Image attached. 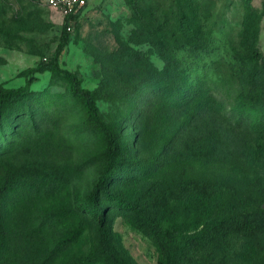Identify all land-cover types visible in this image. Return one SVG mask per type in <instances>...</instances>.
Returning <instances> with one entry per match:
<instances>
[{"label":"rangeland","instance_id":"374dc122","mask_svg":"<svg viewBox=\"0 0 264 264\" xmlns=\"http://www.w3.org/2000/svg\"><path fill=\"white\" fill-rule=\"evenodd\" d=\"M137 3L135 11L130 0H88L70 21L68 40L57 60L62 69L77 75L82 86L95 91L100 116L118 140L122 171L110 180L111 194L139 201L148 214L167 225L183 217L192 195L199 199L200 188L183 181L192 172L188 160L195 161L196 169L205 157L213 168L224 161L233 171L238 167L264 181V133L251 132L248 120L234 109L240 87L230 77L228 65L211 66L210 78L215 77L213 70L223 80L210 82L204 95L181 110L162 105L159 89L139 96L128 91H134L145 76L170 70L172 31L180 14L189 26L185 37L208 47L206 59L216 56L225 61L235 54L255 57V67L264 63V0ZM62 19V12L46 0H0V88L35 77L30 93L7 104L0 118L4 217L0 215V227L7 224L12 238H21L0 264H39L46 248L67 237L72 241L49 264L80 259L108 264L98 246L95 221L73 208L96 180L101 166L97 154L104 143L89 128L61 73L26 72L52 58ZM193 110L188 121L186 114ZM5 143L10 148H3ZM198 151L207 155L193 157ZM84 161L71 175L57 169ZM232 186L239 188L236 183ZM102 201L108 203L110 245L119 263L165 264L150 229L135 212L107 198ZM46 217L45 228L26 234ZM183 264H264V239L232 235L216 246L191 250Z\"/></svg>","mask_w":264,"mask_h":264},{"label":"trees","instance_id":"16d2710c","mask_svg":"<svg viewBox=\"0 0 264 264\" xmlns=\"http://www.w3.org/2000/svg\"><path fill=\"white\" fill-rule=\"evenodd\" d=\"M130 4L135 11L139 9L137 0H130ZM83 7L84 5L74 13L63 15L61 35L52 58L39 62L36 66L28 67L26 72L28 74L44 71L61 73L68 81L70 95L80 103L89 128L104 143V149L97 154L101 160V166L96 180L87 193L74 202L73 208L86 213L95 221L98 246L108 264L120 263L110 245L105 209L108 203L105 204L102 201L105 198L119 208L135 212L139 220L150 229L164 256L165 264H183L191 250L216 246L217 243L232 235L245 240L264 239V181L252 178L247 171L239 172L238 167L233 171L230 166L224 164V161L213 168L205 157L207 155L205 151L192 154L193 157L202 154L205 157L198 169L194 168L195 161H186V165L189 166L187 169L192 172H187L183 178L184 183L189 187L200 188L199 199L192 195L183 207V217L173 218L170 224H162L148 214L139 201L117 198L111 194L110 180L122 171L118 140L113 130L100 116L95 91L82 86L77 75L73 71L62 69L57 60L58 54L68 40L70 21L77 18ZM187 31L189 26L184 15L180 14L177 17L176 27L172 31L174 38L171 41L168 61L170 70L167 73L145 76L136 89L128 93L135 92L139 96L142 92L148 90L153 92L159 89L158 100L162 105L181 110L192 106L191 103L193 104L204 95L207 91L206 87L211 85L210 82L217 84L223 80V75L213 70L215 77L210 78L211 66L218 68L228 65L230 77L235 78L240 87L234 97V109L240 118L248 120L251 132L264 133V63L255 67L257 61L255 57L242 58L235 54H230L225 61L216 56L206 59L204 52L208 50V47L186 38ZM34 79L35 77L30 75L22 85L0 88V118L7 104L18 102L30 93V84ZM195 111L186 114L188 121L191 120ZM9 145L10 143H5L2 147L10 148ZM86 163L87 161H84L76 166L65 165L57 169L71 175L77 173ZM232 183H236L239 188L234 190ZM238 203L239 207L236 205ZM0 215L3 217L2 211ZM48 220L46 217L35 226L32 225L27 229L26 234L32 235L45 228ZM9 231L7 224L0 227V261H4L17 241H21V238L13 239ZM72 238L67 237L57 242L52 248H46L39 264H49L72 241ZM72 264L91 263L80 259Z\"/></svg>","mask_w":264,"mask_h":264},{"label":"built area","instance_id":"2783aa9c","mask_svg":"<svg viewBox=\"0 0 264 264\" xmlns=\"http://www.w3.org/2000/svg\"><path fill=\"white\" fill-rule=\"evenodd\" d=\"M88 0H46L47 5L55 7L62 12V15L76 12L86 4Z\"/></svg>","mask_w":264,"mask_h":264}]
</instances>
